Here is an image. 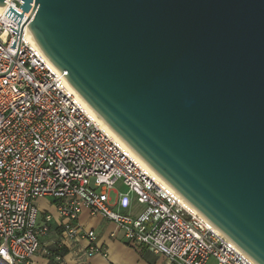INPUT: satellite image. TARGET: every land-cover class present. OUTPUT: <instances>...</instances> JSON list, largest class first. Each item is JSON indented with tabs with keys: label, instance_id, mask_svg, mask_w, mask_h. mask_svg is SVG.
<instances>
[{
	"label": "water",
	"instance_id": "obj_1",
	"mask_svg": "<svg viewBox=\"0 0 264 264\" xmlns=\"http://www.w3.org/2000/svg\"><path fill=\"white\" fill-rule=\"evenodd\" d=\"M20 8L5 15L19 24L30 12L39 48L91 108L264 264V0H23Z\"/></svg>",
	"mask_w": 264,
	"mask_h": 264
},
{
	"label": "built area",
	"instance_id": "obj_2",
	"mask_svg": "<svg viewBox=\"0 0 264 264\" xmlns=\"http://www.w3.org/2000/svg\"><path fill=\"white\" fill-rule=\"evenodd\" d=\"M22 4L0 7V264H32L54 219L64 233L57 249L81 237L89 256L101 253L96 232L78 222L85 209L165 264H257L91 111L66 72L26 37L30 12L19 24L5 15ZM40 198L53 199L55 210L41 223Z\"/></svg>",
	"mask_w": 264,
	"mask_h": 264
},
{
	"label": "crops",
	"instance_id": "obj_3",
	"mask_svg": "<svg viewBox=\"0 0 264 264\" xmlns=\"http://www.w3.org/2000/svg\"><path fill=\"white\" fill-rule=\"evenodd\" d=\"M49 199L40 198L36 202L37 207L38 202L48 203L46 208L41 210L38 208L39 223L43 221L45 213L54 210V203ZM52 222L50 232L42 240V250L33 258L32 264H165L163 256L145 248L132 247L112 222L99 215L93 216L86 209L81 213L78 222L83 230L96 232L97 243L102 248V252L89 256V241L81 237L58 251L55 244L63 238L64 233L58 228L55 219ZM64 249L66 253L62 254ZM45 250L48 253H45ZM57 255L62 256L61 261L56 259ZM208 264L216 263L211 260Z\"/></svg>",
	"mask_w": 264,
	"mask_h": 264
},
{
	"label": "bare ground",
	"instance_id": "obj_4",
	"mask_svg": "<svg viewBox=\"0 0 264 264\" xmlns=\"http://www.w3.org/2000/svg\"><path fill=\"white\" fill-rule=\"evenodd\" d=\"M26 37H28L32 42H34L37 46H38V44L36 43V40L33 38V36L31 35V33H30V31H27L26 32ZM39 47V46H38ZM40 49V48H39ZM42 51V50H41ZM71 85V84H70ZM72 87V86H71ZM73 88V87H72ZM74 89V88H73ZM77 92V91H76ZM78 93V92H77ZM79 96H80V94H79ZM81 97V96H80ZM81 99L88 105V107L91 109V111L93 112V113H95L97 116H98V114L93 110V108H91V106L81 97ZM100 119H102L100 116H98ZM102 121H104L103 119H102ZM104 123H105V125H107V127L111 130V132L115 135V136H117L118 138H120V139H122L105 121H104ZM123 140V139H122ZM142 159V158H141ZM143 160V159H142ZM144 161V160H143ZM144 163H146L145 161H144ZM147 164V163H146ZM148 165V164H147ZM149 166V165H148ZM150 168H151V166H149ZM151 170L152 171H154L157 175H159L153 168H151ZM160 176V175H159ZM161 177V176H160ZM162 178V177H161ZM163 179V178H162ZM165 181V180H164ZM167 183V182H166ZM168 184V183H167ZM169 185V184H168ZM170 186V185H169ZM178 195H179V197L181 198V200H182V202H183V204L185 205V206H187V207H190V208H192V209H195L183 196H181L172 186H170ZM196 210V209H195ZM197 211V210H196ZM211 223V222H210ZM213 225V224H212ZM215 226V225H214ZM216 227V226H215ZM217 228V227H216Z\"/></svg>",
	"mask_w": 264,
	"mask_h": 264
},
{
	"label": "rangeland",
	"instance_id": "obj_5",
	"mask_svg": "<svg viewBox=\"0 0 264 264\" xmlns=\"http://www.w3.org/2000/svg\"><path fill=\"white\" fill-rule=\"evenodd\" d=\"M118 188H119V190L120 191H125L126 189H125V187H123V186H121V185H119L118 184V186H117ZM111 195L112 196H114V191H112L111 192ZM49 200H51V201H54L53 199H49ZM48 206V203L46 202V201H44V202H38V208L41 210V209H43L44 207L46 208ZM53 215H55V213H54V210H52V211H50Z\"/></svg>",
	"mask_w": 264,
	"mask_h": 264
},
{
	"label": "trees",
	"instance_id": "obj_6",
	"mask_svg": "<svg viewBox=\"0 0 264 264\" xmlns=\"http://www.w3.org/2000/svg\"><path fill=\"white\" fill-rule=\"evenodd\" d=\"M56 250L60 251L61 249H57V248H56ZM63 253H66V250H65V249L62 251V254H63Z\"/></svg>",
	"mask_w": 264,
	"mask_h": 264
}]
</instances>
